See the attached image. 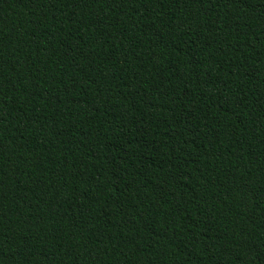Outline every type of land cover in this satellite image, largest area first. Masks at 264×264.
<instances>
[{"label":"trees","instance_id":"obj_1","mask_svg":"<svg viewBox=\"0 0 264 264\" xmlns=\"http://www.w3.org/2000/svg\"><path fill=\"white\" fill-rule=\"evenodd\" d=\"M0 264H264V0H0Z\"/></svg>","mask_w":264,"mask_h":264}]
</instances>
